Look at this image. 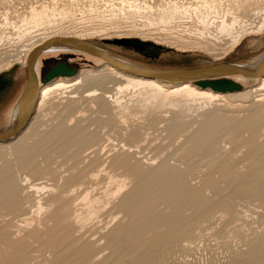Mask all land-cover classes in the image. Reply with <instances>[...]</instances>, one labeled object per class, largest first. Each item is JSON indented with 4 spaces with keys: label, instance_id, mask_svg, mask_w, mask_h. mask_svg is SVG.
<instances>
[{
    "label": "rangeland",
    "instance_id": "obj_1",
    "mask_svg": "<svg viewBox=\"0 0 264 264\" xmlns=\"http://www.w3.org/2000/svg\"><path fill=\"white\" fill-rule=\"evenodd\" d=\"M203 1L0 0V80L6 86L16 81L13 88L1 87L8 99L0 102V127L8 122L7 113L27 78L20 54L45 34L83 33L127 58L159 66L251 62L264 51V32L245 36L220 58L228 46L224 35L208 37L212 44L206 48L177 49L175 44L199 37L201 24L191 11L185 19L164 24L162 11L174 5L202 6ZM213 1L208 0L229 19L233 11L250 22L264 15V0H250L240 10L237 0ZM32 7L48 9L42 23L31 28L22 19L30 18ZM116 38L159 40L155 44L166 49L152 59L103 41ZM44 54L41 82L60 61L77 70L100 66L86 55ZM99 74H91L76 89L56 92L39 110L36 134L32 131L35 136L29 134L27 142L42 136L47 140L30 165L15 159L12 145L0 147V173L9 163L13 177L11 193L0 194V264H140L160 250L152 243L155 236L180 226V236L151 264H264V95L211 102L184 99L174 106L170 100H148L146 91H122L114 74ZM242 82L243 91L259 84ZM252 123L257 127L254 142ZM61 125L71 132L54 135ZM212 125L219 134L208 152L201 142ZM83 137L89 143L81 146Z\"/></svg>",
    "mask_w": 264,
    "mask_h": 264
},
{
    "label": "bare ground",
    "instance_id": "obj_2",
    "mask_svg": "<svg viewBox=\"0 0 264 264\" xmlns=\"http://www.w3.org/2000/svg\"><path fill=\"white\" fill-rule=\"evenodd\" d=\"M210 1V0H209ZM213 1V0H211ZM221 1V0H218ZM237 4L235 2V6L237 10H240L241 8L244 7V5L249 2L250 0H237ZM205 2L204 4H202V6H197V7H182L179 5H174L172 7L169 8V10H164L162 11V15H160V21H162L164 24H171L172 22L175 21V19H179L184 17L187 18V14L191 11L193 14L195 15L197 21L201 24L202 29H198L199 30V37H196L195 39H187L184 40V42H182L180 40V42H182V44H175V46L177 47V49H181L182 51L186 50L187 48H192V47H202V48H206L208 46V44H212V41H210V38L208 39V37L214 36V37H222L223 35L225 37H228V46L226 48L225 52H222V55L219 56L223 57L225 54H228L227 52L232 50L233 48H235L237 45L240 44V42L245 38V36L251 34V33H258V32H264V15L262 16V19H260V21H251L247 20V19H243L241 18L238 14H236V12H231L230 15L232 14L231 19L228 18V13H226V10L228 9L226 6V10L224 11L226 14L220 16L219 15V6L213 4V2H208V0L203 1ZM221 4V3H219ZM230 4V3H229ZM44 6V5H43ZM43 8V7H42ZM40 9V8H39ZM48 9V8H45ZM44 8L41 10H37L36 8L32 7V13L30 14V18L29 17H25L22 19L24 21V25H32L31 28L33 26H36L40 23H42L41 21L44 20L45 18V14H46V10ZM139 9V8H138ZM202 11H201V10ZM232 11V10H230ZM67 12V11H66ZM221 13V11H220ZM51 15V14H50ZM64 15V14H63ZM48 17V16H46ZM51 17V16H50ZM49 17V18H50ZM192 17V16H191ZM48 18V19H49ZM7 19V18H6ZM10 23V22H8ZM49 23V21H48ZM23 24V23H22ZM16 26V25H15ZM184 28V24L182 25ZM17 27V26H16ZM39 27V26H38ZM200 27V26H199ZM200 27V28H201ZM24 28V27H22ZM30 29V28H29ZM35 29V27L33 28V30ZM19 30V29H18ZM21 30V28H20ZM19 30V31H20ZM31 30V29H30ZM97 30V29H96ZM22 33V31H20ZM26 32V31H25ZM183 33H179V35H184V30L182 31ZM24 33V32H23ZM83 34V33H82ZM82 34L80 33H70V32H63V31H56V32H52L50 34H45L43 36H41L38 40L33 41L24 51V53L20 54L22 55L21 60H23V66L26 67V72L28 74L27 71V67L29 64V60L31 57L32 52L39 47L40 45H42L43 43H45L46 41L54 38V37H75V38H80V39H86L88 40V38L84 37ZM22 35V34H21ZM39 37V36H38ZM1 36H0V40H1ZM160 38V37H159ZM120 39V38H118ZM105 40V39H104ZM141 40V39H140ZM142 41H146V39H142ZM179 40H176V42H178ZM151 42V41H150ZM170 42V41H169ZM175 42V43H176ZM155 43H159V40H154V44ZM96 44V43H95ZM98 45V44H97ZM158 45V44H155ZM101 46V45H100ZM161 46V45H160ZM105 47V46H103ZM163 47V46H162ZM108 48V47H106ZM111 51H114L110 48H108ZM228 49V50H227ZM116 52V51H114ZM48 53V52H45ZM57 55H68V54H80V53H71V52H53ZM117 53V52H116ZM44 54V53H43ZM120 54V53H118ZM45 55V54H44ZM81 55H85V54H81ZM121 55V54H120ZM42 56V55H41ZM40 56V58L38 59V63L36 65V74H37V79L38 82L36 83L35 87L33 88L32 92L26 97L22 96L23 92H24V88L26 85V81L22 90V93L20 95L19 98V102L13 106L14 108L12 109V113L13 116H17L16 118H18L21 113L22 110L26 109L27 107L31 106L34 102L35 104V109H34V113L32 114L28 124L24 127V129L18 134L16 135L14 138L10 139V140H0V147L1 146H5V145H12L14 150H15V154H16V160L18 162H20L23 166L24 165H30L31 162L33 161L32 158L33 155L36 153V151L40 150L42 148V142H44L45 137L38 140H35V143H29L27 142V138L28 137H34L36 132L34 131L37 126L36 122L38 120V112L40 109H42L44 107V105L47 103V101L50 99V97L55 94L56 92H60L62 90H66L68 91V89H76V87H79L78 85L83 81L87 80L89 76H92L93 73H101L99 75H102L103 77L110 74H114V76L119 80L118 82V86L119 89L122 91H126L127 89H133L135 91H138L139 93L146 91L149 92V97L148 100H152L153 102L156 101H169L172 105L176 106L179 101L184 100V99H190V100H197V99H203L205 101H217V100H227V99H234L235 97H241V98H245L249 95H253V96H262L264 94H261L260 92L264 90V75H260L258 77L255 78H246L242 75H234L232 77H230L231 79H233L235 82L240 84V88L235 90V91H226V92H222V91H216L213 90L210 87H202L200 85L195 84L194 82L191 81H182V82H170V81H165V80H160V79H155V78H149V77H145V76H139V75H134L125 71H122L116 67H114L113 65H111L108 62H104L103 60L96 58V57H92L89 55H86L87 57H92L97 63H99L100 66H98L97 68H93L92 67H88V68H82L80 70L77 71V73L75 75H71V76H58L52 80H50L49 82L45 83V82H41L40 79V73H39V67H40V60L42 59ZM123 56V55H122ZM125 57V56H124ZM259 57V55L255 58L257 59ZM127 58V57H126ZM218 59V58H217ZM255 59H253L252 61H254ZM128 60H134L137 62H140V60H136L134 58H128ZM251 61V62H252ZM146 63L149 64H153L150 61H147ZM243 63V62H240ZM2 65V64H1ZM123 68H131L132 64L128 63V62H124L122 64H120ZM10 66V65H9ZM264 66V65H263ZM86 67V66H85ZM133 69H136L133 66ZM92 74V75H91ZM98 75V74H97ZM103 77L100 79L101 81H103ZM98 78V76H97ZM109 78V77H108ZM250 80V81H256L259 80V84L254 87L251 88L247 91H243V80ZM27 80V78H26ZM92 81V80H91ZM100 81V82H101ZM104 82V81H103ZM102 83V82H101ZM94 85V84H93ZM90 89V88H89ZM121 91V92H122ZM240 91V92H239ZM242 91V92H241ZM65 92V91H64ZM120 92V91H119ZM263 93V92H262ZM58 94V93H57ZM61 94V93H60ZM142 94V93H141ZM148 94V93H147ZM64 95V94H63ZM66 95V93H65ZM68 95V94H67ZM69 96V95H68ZM53 98V97H52ZM261 99V98H260ZM259 99V100H260ZM143 100V99H142ZM146 100V99H145ZM195 100V101H196ZM105 102V100H104ZM148 102V101H147ZM186 102V101H184ZM191 102V101H188ZM51 103V102H50ZM154 104V103H153ZM156 104V103H155ZM181 104V102H180ZM171 105V106H172ZM223 105V104H222ZM46 106V105H45ZM150 106V105H149ZM170 106V105H169ZM65 107V106H64ZM69 107V106H68ZM262 110V109H261ZM257 111V110H256ZM42 112V111H40ZM257 114V113H255ZM10 115V114H9ZM8 115V116H9ZM254 116V114H253ZM264 116V115H263ZM9 117L8 120L11 118ZM255 117V116H254ZM263 118V117H262ZM250 119V118H249ZM257 119V117H256ZM260 119V118H259ZM66 120V119H65ZM247 121V120H245ZM249 121V120H248ZM255 121V120H253ZM61 122V121H60ZM215 122V119L213 121H211V123ZM239 122V121H238ZM177 123V120H176ZM260 123V122H259ZM40 124V123H39ZM248 124V122L246 123ZM250 124V123H249ZM176 125V124H175ZM211 125V124H210ZM239 125H245L244 122L239 123ZM70 127V126H69ZM209 127V126H208ZM236 127V125L234 126ZM252 129V133H251V137L250 140L253 141L255 139L256 136V128L254 123H252V125L249 126ZM205 128V127H204ZM238 128V127H237ZM236 128V129H237ZM248 128V127H247ZM249 128V129H250ZM54 129V128H53ZM64 128L61 126H59L56 130H53L52 132L54 133V135H57L58 133H70V129L68 131H65ZM245 129V128H244ZM38 130V129H37ZM207 130V129H206ZM232 130V129H230ZM238 130V129H237ZM34 132L35 134L33 135L31 132ZM40 131V130H39ZM199 131V130H198ZM235 131V130H234ZM73 132V131H72ZM232 132V131H231ZM41 134V131L38 132ZM52 133V134H53ZM91 133V132H90ZM237 133V132H236ZM29 134H32L30 136H28ZM47 134V133H46ZM51 133L47 134L50 135ZM75 134V133H74ZM79 133H76L74 135V137L79 136ZM217 134H219L218 132V128L215 125H212V127H209V131L208 133L204 136L201 144L207 149L208 152H210L214 145L213 143L215 142L214 140H216V136ZM53 135V136H54ZM38 136V135H37ZM135 136V135H134ZM40 137V136H38ZM47 137V136H46ZM50 137V136H49ZM49 137H47L49 139ZM52 137V135H51ZM73 137V136H71ZM73 137V138H74ZM139 137V136H138ZM242 137V136H241ZM61 138V137H60ZM32 139V138H31ZM37 139V138H36ZM30 140V139H29ZM91 140V139H90ZM34 141V140H32ZM81 144V146L86 145V143H89V139L83 137L81 139L78 140ZM46 142V141H45ZM65 142V141H64ZM238 142V141H237ZM246 142V141H245ZM250 142V141H249ZM254 142V141H253ZM92 143V142H91ZM241 144V142H240ZM62 145V144H61ZM44 146V144H43ZM80 146V147H81ZM254 146H256L254 144ZM264 146V145H263ZM7 147V146H6ZM5 147V148H6ZM258 147V145H257ZM260 147V146H259ZM258 147V148H259ZM255 148V147H254ZM256 149V148H255ZM54 151V150H53ZM258 151V150H257ZM44 152V151H43ZM255 152V151H254ZM83 154V153H82ZM196 154V153H195ZM62 155V154H61ZM251 155V154H250ZM120 156V155H119ZM118 156V157H119ZM192 159V158H191ZM262 161V160H261ZM96 162V161H95ZM79 163V162H77ZM126 163V162H125ZM224 163V162H223ZM263 163V162H262ZM39 164V162H38ZM73 164V163H72ZM228 163H226L227 165ZM20 165V166H22ZM43 165V164H42ZM136 165V164H135ZM219 165V164H218ZM225 165V166H226ZM26 166V167H27ZM133 166V164H132ZM145 166V165H144ZM148 166V165H147ZM51 167V166H50ZM74 167V165H73ZM30 168V167H29ZM220 168V167H219ZM226 168V167H225ZM231 168V167H230ZM11 165L9 163H6L4 169H2L3 171L0 173V194L5 193V191H8L11 188V182H12V176H11ZM47 169V168H46ZM84 169V168H83ZM135 169V168H134ZM139 169V168H138ZM145 169V168H144ZM222 169V168H221ZM1 170V169H0ZM162 170V168H161ZM224 171V168L222 169ZM221 170V171H222ZM257 170H261V169H257ZM231 171V170H230ZM13 172V170H12ZM51 172V171H50ZM133 172V170H132ZM151 172V171H150ZM154 172V171H153ZM232 172V171H231ZM258 172V171H257ZM14 173V172H13ZM135 173V172H134ZM152 173V172H151ZM151 173L149 174V176L151 175ZM155 173V172H154ZM56 174V173H55ZM153 174V173H152ZM213 174V173H212ZM224 174V173H223ZM258 174V173H257ZM18 175V174H17ZM148 176V175H147ZM84 177V176H83ZM152 177V176H151ZM150 178V177H149ZM148 178V179H149ZM255 178V177H254ZM142 179V178H141ZM168 179V178H167ZM146 180V179H145ZM154 181V180H153ZM174 183V181H172ZM260 182V181H259ZM160 183V182H159ZM162 183V182H161ZM241 183V182H240ZM13 184V183H12ZM142 184V183H141ZM144 184V183H143ZM30 185V184H29ZM138 185V184H137ZM149 185V184H148ZM21 186V185H20ZM168 186V185H167ZM18 187V186H17ZM40 187V186H38ZM172 187V186H171ZM182 187V186H181ZM199 187V186H198ZM16 188V187H15ZM70 188V187H69ZM146 188V187H145ZM144 188V189H145ZM262 188V187H260ZM140 189V188H139ZM163 189V188H162ZM237 189V188H236ZM243 189V188H241ZM161 190V189H159ZM164 190V189H163ZM23 191V190H22ZM28 191V190H26ZM167 191V190H166ZM242 191V190H241ZM13 192V191H12ZM195 192V191H194ZM11 193V192H10ZM31 193V192H30ZM195 193H198L197 191ZM201 192L199 191V194ZM7 194V193H5ZM17 194V192H16ZM33 194V193H32ZM162 194V193H161ZM166 194V193H165ZM181 194H183L181 192ZM30 195V194H29ZM140 195V194H139ZM198 195V194H196ZM195 195V196H196ZM12 196V195H11ZM188 196V195H187ZM186 196V197H187ZM190 196V195H189ZM193 196V195H192ZM1 197V196H0ZM6 197V196H5ZM17 197V196H16ZM52 197V195H51ZM9 198V197H8ZM7 198V199H8ZM138 198V197H137ZM136 198V199H137ZM199 198V197H198ZM14 199V198H12ZM141 199V198H140ZM128 200V199H127ZM193 200V199H192ZM191 200V201H192ZM7 201V200H5ZM11 201V200H10ZM3 203V201H2ZM14 203V202H13ZM16 203V202H15ZM125 203V202H124ZM11 204V203H10ZM53 204V203H52ZM24 206V205H23ZM216 206V205H215ZM214 207V206H212ZM211 207V208H212ZM150 210V209H149ZM151 211V210H150ZM55 212V211H54ZM18 213V212H17ZM202 213V212H201ZM204 214V213H203ZM156 216V215H155ZM141 218V217H140ZM166 218V217H165ZM176 219V218H175ZM184 220V219H183ZM61 221V220H60ZM142 223V222H141ZM148 223L151 225V219L148 220ZM145 227V226H144ZM181 227V226H180ZM178 227V228H180ZM183 227V226H182ZM181 227V228H182ZM27 228V227H26ZM126 228V227H125ZM177 227H171L167 233L162 234L159 236H155L153 238L152 243H154V245H156L158 247V249L160 250H153L154 252L150 253L147 255V257L141 256L142 258L139 257V259H142L140 262V264H151L154 261L155 256L157 255L158 257V252L161 251L165 245L169 242H173L176 238H178L180 236V233L178 231ZM130 229V228H129ZM66 230V229H65ZM181 230V229H180ZM123 231V230H122ZM132 231V230H131ZM124 232V231H123ZM5 233V232H4ZM31 233V232H30ZM60 234V233H59ZM133 234H135V232H133ZM183 235V234H182ZM140 236V235H139ZM2 238V237H1ZM41 238V237H40ZM39 238V239H40ZM50 238V237H49ZM38 239V238H37ZM138 240V239H137ZM30 241V240H29ZM16 242V241H15ZM50 242V241H49ZM135 242V241H134ZM171 244V243H170ZM86 247V246H85ZM148 248V247H147ZM119 249V248H118ZM84 251V249H83ZM16 252V251H15ZM82 252V251H81ZM243 252V251H242ZM75 252H73L74 254ZM80 253V251H79ZM85 253V252H84ZM118 253V252H117ZM121 253V252H120ZM77 254V251L74 255ZM164 254V253H163ZM85 255V254H84ZM87 255V254H86ZM83 256V255H82ZM71 257V256H70ZM86 257V256H85ZM11 258V257H10ZM80 257H78L77 259H79ZM235 258V257H234ZM253 258V257H252ZM24 259V258H23ZM82 259V258H80ZM248 259V258H247ZM83 261V260H82ZM136 261V260H135ZM234 261V260H233ZM77 262V261H76ZM21 263V262H20ZM75 263V262H74ZM126 264V263H125ZM138 264V263H137Z\"/></svg>",
    "mask_w": 264,
    "mask_h": 264
},
{
    "label": "water",
    "instance_id": "obj_3",
    "mask_svg": "<svg viewBox=\"0 0 264 264\" xmlns=\"http://www.w3.org/2000/svg\"><path fill=\"white\" fill-rule=\"evenodd\" d=\"M104 43L123 45L134 49L146 57L158 58L166 48L155 45L150 41H142L139 38L105 39ZM45 52H71L89 55L108 62L114 67L139 76L155 78L170 82L191 81L202 87H210L216 91H235L241 86L230 77L242 75L246 78H255L264 75V51L252 62H219L200 67L183 66H159L155 64L128 60V58L109 50L106 47L95 44L90 40L75 37H54L39 47L31 54L27 67V80L22 96H28L38 82L36 65L38 59ZM128 62L130 68H123L120 64ZM133 66L136 69H133ZM77 69L68 65L66 61H60L52 66L45 75L43 82L47 83L58 76H71L77 73ZM35 102L22 110L21 115L11 117L8 122L0 127V140H10L18 135L28 124L34 113Z\"/></svg>",
    "mask_w": 264,
    "mask_h": 264
},
{
    "label": "flooded vegetation",
    "instance_id": "obj_4",
    "mask_svg": "<svg viewBox=\"0 0 264 264\" xmlns=\"http://www.w3.org/2000/svg\"><path fill=\"white\" fill-rule=\"evenodd\" d=\"M40 65H41V64H40ZM39 68H40V67H39ZM39 73H40V72H39ZM47 73H48V71H47ZM47 73H46V74H47ZM46 74H45V75H46ZM40 76H41V75H40ZM40 79H41V77H40ZM25 81H26V80H25ZM8 82H9V85L7 84V86H8L9 88H11V87L13 88V87L16 85V81H8ZM2 83H3V82L0 80V102H2V101L5 100V99H6V100L8 99V97L6 98V94H5V92H3V90L1 89V87L5 84V83H3V84H2ZM7 86L4 85L3 88H5V89L7 90V88H8ZM19 98H20V97H19ZM18 102H19V99L16 101V103H15L13 106H15ZM13 106H12V108L9 110V112L7 113V116L10 114L8 117H11V116L13 115V113H12V109L14 108Z\"/></svg>",
    "mask_w": 264,
    "mask_h": 264
}]
</instances>
